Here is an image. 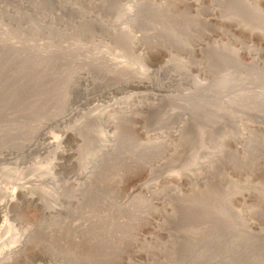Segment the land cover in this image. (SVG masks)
<instances>
[{
	"label": "rangeland",
	"instance_id": "obj_1",
	"mask_svg": "<svg viewBox=\"0 0 264 264\" xmlns=\"http://www.w3.org/2000/svg\"><path fill=\"white\" fill-rule=\"evenodd\" d=\"M0 189V264H264V0H0Z\"/></svg>",
	"mask_w": 264,
	"mask_h": 264
},
{
	"label": "bare ground",
	"instance_id": "obj_2",
	"mask_svg": "<svg viewBox=\"0 0 264 264\" xmlns=\"http://www.w3.org/2000/svg\"><path fill=\"white\" fill-rule=\"evenodd\" d=\"M163 96H165V95H163ZM168 97V96H167ZM170 98V97H169ZM172 99V98H171ZM59 148V147H58ZM88 167H89V165L87 164L86 166H85V171L88 169ZM42 168V167H41ZM84 172V171H83ZM0 190H2V189H0ZM4 191V190H3ZM4 194H5V192H4ZM12 198L14 199V196L12 195ZM2 209H3V204L2 203H0V212L2 211ZM4 210V209H3ZM5 224V223H4ZM2 244V243H1ZM10 244V243H9ZM13 245V244H12ZM11 245V247H8V248H6L5 250H0V261H1V259L3 258V256L5 255V256H7L9 253L11 254V251H13V247H14V245L12 246ZM10 246V245H9ZM4 259V258H3ZM3 262V261H2ZM2 262H0V263H2Z\"/></svg>",
	"mask_w": 264,
	"mask_h": 264
}]
</instances>
